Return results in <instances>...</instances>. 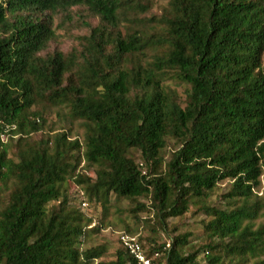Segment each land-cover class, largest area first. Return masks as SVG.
I'll list each match as a JSON object with an SVG mask.
<instances>
[{"label":"trees","instance_id":"trees-1","mask_svg":"<svg viewBox=\"0 0 264 264\" xmlns=\"http://www.w3.org/2000/svg\"><path fill=\"white\" fill-rule=\"evenodd\" d=\"M75 8L87 35L46 53L55 16ZM151 11L152 0H0V264H138L119 234L112 254L88 246L119 202L148 215L154 236L174 235L122 232L164 254L159 264H264V0ZM171 80L189 86L185 101ZM51 108L81 122L83 142L46 132ZM81 205L102 208L99 225ZM192 206L205 242L190 250L169 220Z\"/></svg>","mask_w":264,"mask_h":264},{"label":"rangeland","instance_id":"rangeland-1","mask_svg":"<svg viewBox=\"0 0 264 264\" xmlns=\"http://www.w3.org/2000/svg\"><path fill=\"white\" fill-rule=\"evenodd\" d=\"M168 3L169 0H152V11L146 17L150 18L152 15H161ZM86 15L87 13L83 9L75 8L71 11L70 17L68 18H65V15L63 14H58L55 16L56 26H58L57 38L50 44V47L46 53H54L56 51L68 53L74 48H78L81 38L85 37L88 33L87 27L82 21ZM86 21L93 26H96L99 23L98 19L91 16L88 17ZM167 84L179 94L182 102L186 100L189 86L181 84L175 80H171ZM45 124L47 133L53 130H56V133H58L62 132L64 129V131L73 134L74 138H78L82 142L84 140V129L81 122L72 121L69 117V110L66 108L48 109L45 114ZM12 145H15V143ZM177 149V144L173 142L170 143L168 149L165 152L166 162L171 160V155L176 152ZM133 156L136 160H140L139 154L134 153ZM226 186V184L219 186L211 198V205L221 204L220 197L225 192ZM199 207L200 206H192L190 212L184 217L169 220L170 229L172 232H176V235L184 233H189L192 235L189 246L190 250L201 247L205 242L200 225V222L205 218V215L204 212H201V210L198 209ZM133 208H135V206L129 202H119L114 204L108 219L105 221V225L110 227L103 230L98 235H92L89 238L88 246L108 244L112 250V254L119 248V244L116 240V234L124 232L127 226H129L134 231V233L140 234L144 238H155L158 244L172 242V238L174 236L172 234H170V236L166 234L154 236L152 229L150 230V226L152 224L146 221L148 219V215H142L140 213L133 214L131 213V209ZM79 210L86 222H89L90 220L93 222L92 227L99 225L100 221L103 219V211L99 206H90L88 208L81 205ZM137 218H142V221L144 222H139ZM263 221L264 220H260L258 224L263 223Z\"/></svg>","mask_w":264,"mask_h":264},{"label":"built area","instance_id":"built-area-1","mask_svg":"<svg viewBox=\"0 0 264 264\" xmlns=\"http://www.w3.org/2000/svg\"><path fill=\"white\" fill-rule=\"evenodd\" d=\"M84 207H86L84 205ZM121 244L136 260L138 264H159L164 260V254L159 252H150L145 249L139 241V236L129 235L126 233L119 234ZM171 247V244L166 245V250Z\"/></svg>","mask_w":264,"mask_h":264}]
</instances>
